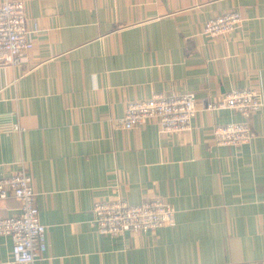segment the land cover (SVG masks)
Instances as JSON below:
<instances>
[{
	"label": "crops",
	"instance_id": "obj_1",
	"mask_svg": "<svg viewBox=\"0 0 264 264\" xmlns=\"http://www.w3.org/2000/svg\"><path fill=\"white\" fill-rule=\"evenodd\" d=\"M20 1L38 31L28 61L0 65V122L22 127L0 132V178L29 171L48 230L47 251L24 264H264V106L238 147L217 145L213 129L244 117L207 109L234 88L264 101V0ZM233 10L241 29L203 34ZM189 92L190 131L116 123L131 101ZM119 198H161L176 223L99 233L94 203ZM20 213L13 195L0 200V218ZM12 248L1 236L0 264H20Z\"/></svg>",
	"mask_w": 264,
	"mask_h": 264
},
{
	"label": "built area",
	"instance_id": "obj_2",
	"mask_svg": "<svg viewBox=\"0 0 264 264\" xmlns=\"http://www.w3.org/2000/svg\"><path fill=\"white\" fill-rule=\"evenodd\" d=\"M244 17L239 11H229L206 21L203 34L212 37L226 36L243 27ZM38 24L29 28L24 1L10 0L0 4V65H21L28 61L34 49L33 35ZM264 106L261 92L256 88H234L224 99L210 102L208 110L231 109L244 117L242 122H232L214 127L217 145L242 146L251 143L255 134L249 124L250 117ZM199 112L195 93L155 94L148 99L131 101L125 113L116 120L119 127L130 130L150 119L158 122L163 134L186 132L192 129ZM22 127L12 121L0 122V132H20ZM13 195L21 205L19 215L0 218V237L13 241L14 262L34 263L48 249V230L41 222L36 204L34 180L27 169L0 178V200ZM92 224L101 234L118 236L124 233L155 231L176 223L174 207L161 198H152L138 205L124 199L99 200L94 203Z\"/></svg>",
	"mask_w": 264,
	"mask_h": 264
}]
</instances>
